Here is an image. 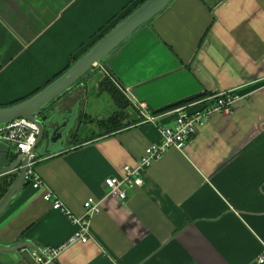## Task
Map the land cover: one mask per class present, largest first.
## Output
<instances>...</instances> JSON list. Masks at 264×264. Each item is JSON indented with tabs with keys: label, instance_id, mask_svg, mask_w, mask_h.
I'll return each mask as SVG.
<instances>
[{
	"label": "crops",
	"instance_id": "obj_1",
	"mask_svg": "<svg viewBox=\"0 0 264 264\" xmlns=\"http://www.w3.org/2000/svg\"><path fill=\"white\" fill-rule=\"evenodd\" d=\"M137 1L0 0V107L43 87ZM103 62L132 123L96 136L103 130L87 117L115 107L97 93V74L80 81L71 134L35 158L43 187L23 181L0 213V245L63 246L55 264H264V0H172ZM222 92L239 96L231 112L211 114L184 148L167 149L125 199L108 193L105 178L159 141L169 111ZM137 104L155 123L143 122ZM14 150L0 140V168ZM46 190L76 216L87 197L100 200L90 240L65 244L78 226L43 200ZM29 249L0 251V264H36Z\"/></svg>",
	"mask_w": 264,
	"mask_h": 264
},
{
	"label": "water",
	"instance_id": "obj_2",
	"mask_svg": "<svg viewBox=\"0 0 264 264\" xmlns=\"http://www.w3.org/2000/svg\"><path fill=\"white\" fill-rule=\"evenodd\" d=\"M172 0H144L130 13L100 37L76 61H74L61 74L30 96L13 104L0 107V124L23 119L18 128L28 133L33 132L35 140L28 153L15 154V159L0 168V175L11 173L12 183L0 197V213L23 187L24 173L27 169L28 156L33 153L42 157L58 148L63 147L66 135L71 131L77 117L78 104L69 110L59 112L57 107L48 106L64 95L68 89L76 84L88 71L100 66L108 71L103 60L118 48L139 27L143 26L158 15ZM122 89L123 87L118 84ZM17 172H13L14 170ZM21 248H31L38 252L47 264H55L38 246L24 240L9 246L0 245V251H15Z\"/></svg>",
	"mask_w": 264,
	"mask_h": 264
},
{
	"label": "built area",
	"instance_id": "obj_3",
	"mask_svg": "<svg viewBox=\"0 0 264 264\" xmlns=\"http://www.w3.org/2000/svg\"><path fill=\"white\" fill-rule=\"evenodd\" d=\"M238 95L234 92H222L219 94H206L198 99L187 102L185 104L176 106L169 114L174 115L173 123L170 126L159 125L157 130L160 139L158 142L146 146L138 161L133 164H125L122 166L119 176L106 177L104 182L108 189L109 194H115L120 199H125L129 191L134 187L139 186L143 182L142 174L144 170L157 158H159L167 149L177 148L182 149L185 147L191 136H193L206 122V120L213 113H229L234 107V103L238 99ZM143 122L155 123L156 117L151 115V112L146 106L139 107ZM20 122H26L23 119L0 124V140H6L14 143L17 154L28 153L35 140L33 132L20 130L18 125ZM28 123V122H26ZM31 124V123H28ZM32 125V124H31ZM36 156L33 153L28 156L27 169L24 173V182H28L34 188H41V183L36 171L33 168ZM52 193L46 190L42 194L45 201H50L51 206L55 209L63 211L72 222L77 224V230L66 241L65 244L73 242L85 243L91 239L89 234V217L100 210V200L92 196L87 197L83 203V215H73L69 210L60 202L59 199H51ZM63 244V245H65ZM63 246L47 247L43 251L49 257V260L54 261ZM34 257L36 264H47V261L33 249H29ZM263 258H259L261 262Z\"/></svg>",
	"mask_w": 264,
	"mask_h": 264
},
{
	"label": "trees",
	"instance_id": "obj_4",
	"mask_svg": "<svg viewBox=\"0 0 264 264\" xmlns=\"http://www.w3.org/2000/svg\"><path fill=\"white\" fill-rule=\"evenodd\" d=\"M143 1L144 0H138L129 9L125 10L124 12H122V14L118 18H115L113 20V23L110 24L103 32H100L79 55H77L76 57L71 58L69 60V63L64 68V70L66 68H68L74 61H76L100 37H102L105 33H107L113 27L114 24L119 22L124 16H126L128 13H130L135 7H137ZM99 68L101 70L100 71L101 74L99 75V78L97 79V82H96L97 83V93H106L109 96L110 100L112 101V104L114 105L115 109H114L113 113L110 116L106 117V118H100V119H93L92 118V119H90V117H87V120H86L87 123H92L95 126H97L98 128H102V130H103L102 133H98V134H96V136H101V135H105V134H108V133L119 131V130L127 127L128 125H130L132 123L126 117L127 116L126 115V109L130 105V101L128 100V98H126L127 96H126L125 92L118 85V83L114 80L113 76L110 74L109 71H103L102 68L100 66H98L97 69L99 70ZM63 71H61L59 74H61ZM93 73H97L98 74V72L96 70L95 71L94 70H90L80 80H78L76 82V84L79 83L81 80L87 79ZM59 74L55 75L47 83L52 81ZM36 91H34V92H36ZM204 95H206V94L204 93V94H202V95H200V96H198V97H196V98H194V99H192L190 101L198 99V98H200V97H202ZM26 97H28V96H26ZM20 100H22V99H20ZM190 101H188V102H190ZM92 138L93 137H90V136L87 137V138H82L81 140H79L78 143H82V142L90 140ZM36 159H37V156H36ZM8 177H9V174H4L3 176H0V197L5 193L6 189L8 188V186L10 185V183L12 181L11 179H8ZM26 184H28V182H26Z\"/></svg>",
	"mask_w": 264,
	"mask_h": 264
},
{
	"label": "flooded vegetation",
	"instance_id": "obj_5",
	"mask_svg": "<svg viewBox=\"0 0 264 264\" xmlns=\"http://www.w3.org/2000/svg\"><path fill=\"white\" fill-rule=\"evenodd\" d=\"M217 0H213V2H216ZM98 66H95L94 68H92V70H96L98 73L101 71L100 68L99 70L97 69ZM97 73H93L90 77H93L94 75H96ZM100 75V74H99ZM99 75L97 74L96 75V78H99ZM83 81V80H81ZM79 83L73 85L70 89H68V91L62 95L61 97H59L57 100H55L54 102H52L48 107L51 108V107H57V109L59 110L60 108L63 109L61 111H64V110H69L71 106L74 105V103L72 102V99H71V92L74 91V88H76L78 86ZM76 104V103H75ZM78 104V103H77ZM79 105V104H78ZM80 109V105L78 106V110ZM60 111V110H59ZM78 112H77V117H78ZM76 117V118H77ZM71 134V131L69 132V134L66 135V138L69 137V135Z\"/></svg>",
	"mask_w": 264,
	"mask_h": 264
},
{
	"label": "rangeland",
	"instance_id": "obj_6",
	"mask_svg": "<svg viewBox=\"0 0 264 264\" xmlns=\"http://www.w3.org/2000/svg\"><path fill=\"white\" fill-rule=\"evenodd\" d=\"M114 22H115V21H114ZM79 54H80V53H79ZM137 106H138V107H140V105H139V104H137ZM174 108H175V107H174Z\"/></svg>",
	"mask_w": 264,
	"mask_h": 264
}]
</instances>
